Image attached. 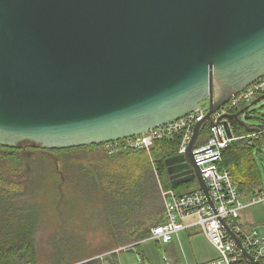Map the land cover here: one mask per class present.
<instances>
[{
    "label": "water",
    "instance_id": "obj_1",
    "mask_svg": "<svg viewBox=\"0 0 264 264\" xmlns=\"http://www.w3.org/2000/svg\"><path fill=\"white\" fill-rule=\"evenodd\" d=\"M263 75L264 0H0V146L103 144L206 101L186 152L164 163L172 185L196 178L207 195L198 130Z\"/></svg>",
    "mask_w": 264,
    "mask_h": 264
},
{
    "label": "rangeland",
    "instance_id": "obj_2",
    "mask_svg": "<svg viewBox=\"0 0 264 264\" xmlns=\"http://www.w3.org/2000/svg\"><path fill=\"white\" fill-rule=\"evenodd\" d=\"M257 103L254 107L257 105L258 113L264 118V108H258L261 104ZM247 120L259 124L257 120ZM206 127L204 123L201 132ZM119 153H109L106 146L99 145L50 153L36 151L27 153L25 158L20 156V161L1 162L4 168L18 170L22 177L14 178L16 181L27 178L34 187L20 206L23 209L20 213L28 219L30 233L35 237L38 264H52L55 258L67 261L64 264L92 261L96 264L109 256L115 257L116 264H142L139 261L142 254L144 264H164L165 251L152 239L141 240L133 252L125 250L127 245L107 242L126 238L130 223L139 212L146 207L148 211L151 209L152 191L158 193L159 183L163 189L172 187L176 193H183L198 187V181L195 178L172 185L165 163L164 167L152 168V175L147 173L140 153L141 167L137 169L129 168L131 159L125 154L113 156ZM116 168L120 171L110 175ZM105 180L112 186L103 187ZM124 180L131 187H120L126 183ZM15 215H9L6 221L13 220ZM241 218L247 224L252 222L264 238V203L243 209ZM186 262L195 264L191 259Z\"/></svg>",
    "mask_w": 264,
    "mask_h": 264
},
{
    "label": "built area",
    "instance_id": "obj_3",
    "mask_svg": "<svg viewBox=\"0 0 264 264\" xmlns=\"http://www.w3.org/2000/svg\"><path fill=\"white\" fill-rule=\"evenodd\" d=\"M262 95L264 75L232 95L225 104L207 117L204 122L207 127L201 132L204 123L200 126L191 148L193 164L199 169L204 180L207 195L199 186L187 192L176 193L172 187L163 189L159 183L164 220L150 227L148 239L169 242L179 232L191 228L192 225H199L201 232L216 250L217 257L198 264L264 262V238L259 236L256 227H246L240 220L243 209L264 203V194L255 195L244 202L230 172L219 168L218 165L223 150L234 139L233 134L230 136L227 134L223 124L224 121H228L227 114L233 109L251 106ZM208 109V103L200 104L197 110L180 118L139 135L106 142L104 146L109 149V153L130 149L149 150L155 141L171 138L179 133L181 137L177 154L184 153L192 138L196 122L205 117ZM227 228L239 239L241 246L228 233ZM242 249L249 258L244 256ZM163 261L164 264H171L166 255H163Z\"/></svg>",
    "mask_w": 264,
    "mask_h": 264
},
{
    "label": "trees",
    "instance_id": "obj_4",
    "mask_svg": "<svg viewBox=\"0 0 264 264\" xmlns=\"http://www.w3.org/2000/svg\"><path fill=\"white\" fill-rule=\"evenodd\" d=\"M261 99L264 100V95L259 96L258 102ZM256 100L251 106L239 107L227 114L234 139L223 150L218 163L219 168L230 172L240 195L246 201L255 195L264 194V118L260 116L257 108L254 107ZM258 108L263 109L264 102ZM262 113L264 115V112ZM244 118L257 120L259 124L249 123ZM180 137V134H175L171 138L155 141L149 150L130 149L113 156L118 157L125 154V156L131 159L129 168L132 169L134 167L137 169L141 167L140 155L138 154L140 153L146 163L147 173L152 174L151 170L155 166L160 165L164 167L165 159L177 153ZM99 145L92 144L65 149H39L30 144H22L17 148L0 146V264H38L35 237H32L30 233L31 228L27 225L28 219L20 213L23 210L20 206L24 205L25 200L31 193L30 190L34 187L30 185L27 178L16 181L17 177H22L18 170L16 168H9V166L4 168L1 162L5 159H18L20 161V156H24L23 158H25L27 153H35L36 151L50 153L58 150L88 149L89 147L93 148ZM119 171L116 168L114 173L110 172V175L116 174ZM124 181L126 183L121 184L120 187H131V184L127 180ZM105 182L106 185L103 187L112 186L111 183H107L108 180H105ZM149 190L152 191V189ZM158 201L157 191L156 193L152 191L150 211L157 207ZM160 210L162 211V207ZM12 214H16L13 220L6 221L10 217L9 215ZM1 220L5 221V223L3 224ZM160 222H162V215L153 224ZM244 225L255 227L252 223L247 224L244 222ZM150 226L151 224L136 237H147ZM137 245L135 244L133 248ZM65 262L67 261L55 258L52 264H64ZM87 264H93V261ZM96 264H116V262L112 256H109L105 257L103 262H96Z\"/></svg>",
    "mask_w": 264,
    "mask_h": 264
},
{
    "label": "crops",
    "instance_id": "obj_5",
    "mask_svg": "<svg viewBox=\"0 0 264 264\" xmlns=\"http://www.w3.org/2000/svg\"><path fill=\"white\" fill-rule=\"evenodd\" d=\"M258 100H259V97L257 98L256 103L258 102ZM263 102L264 100L261 99V101H259L258 103L262 104ZM256 107L257 105L255 106V108ZM158 198H159L158 205L155 209L148 211L146 207L145 210L142 209L139 212V214L134 218V221L130 223L131 225L128 228V231L126 233L127 236L125 239L119 240V241L113 240L112 242H107V243H112L114 245L119 244V246L120 245H130V244L135 246V244L139 245L141 240L146 239V238L148 239L149 234H150V229H149V234L147 237L137 238L136 236L140 235L149 224H151V226L155 225L153 223L161 215H162V221L164 220L163 207H162V201L160 198L159 190H158ZM161 207H162V211L160 210ZM241 216H242V213H241ZM240 220L243 223L242 218H240ZM179 233L180 234H178L175 239H172L169 242L164 243V242L156 241L165 251L163 255H166L169 258V260L172 261V264H184L185 261L189 259L193 260L195 264H198V263L209 261L217 257L216 250L208 242V240L206 239V237L201 232L198 226L192 225L191 228L185 229ZM144 258L145 256L142 254L141 255L142 264H144ZM162 259H163V256H162ZM114 260H115V257H114Z\"/></svg>",
    "mask_w": 264,
    "mask_h": 264
},
{
    "label": "flooded vegetation",
    "instance_id": "obj_6",
    "mask_svg": "<svg viewBox=\"0 0 264 264\" xmlns=\"http://www.w3.org/2000/svg\"><path fill=\"white\" fill-rule=\"evenodd\" d=\"M25 144H27V143H25ZM105 144H106V143H104V144H100V145L103 146V145H105ZM188 165L190 166V163H188ZM188 169H191V170H190V175H191V176L194 175V169L191 168V166H190Z\"/></svg>",
    "mask_w": 264,
    "mask_h": 264
},
{
    "label": "bare ground",
    "instance_id": "obj_7",
    "mask_svg": "<svg viewBox=\"0 0 264 264\" xmlns=\"http://www.w3.org/2000/svg\"><path fill=\"white\" fill-rule=\"evenodd\" d=\"M160 193V196H161V199H162V194H161V191L159 192ZM163 200V199H162ZM199 227V229L201 230V227L199 225H196ZM127 248V247H126ZM129 248V247H128Z\"/></svg>",
    "mask_w": 264,
    "mask_h": 264
}]
</instances>
